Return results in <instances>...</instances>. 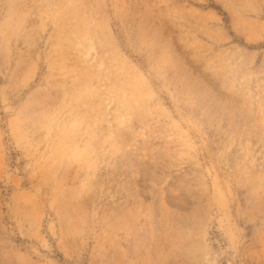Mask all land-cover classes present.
Instances as JSON below:
<instances>
[{
	"label": "rangeland",
	"instance_id": "1",
	"mask_svg": "<svg viewBox=\"0 0 264 264\" xmlns=\"http://www.w3.org/2000/svg\"><path fill=\"white\" fill-rule=\"evenodd\" d=\"M0 264H264V0H0Z\"/></svg>",
	"mask_w": 264,
	"mask_h": 264
}]
</instances>
